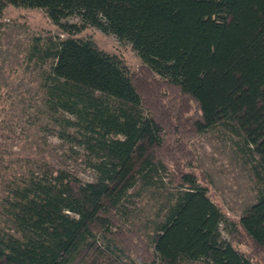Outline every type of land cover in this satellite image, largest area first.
I'll return each instance as SVG.
<instances>
[{
  "label": "trees",
  "instance_id": "trees-1",
  "mask_svg": "<svg viewBox=\"0 0 264 264\" xmlns=\"http://www.w3.org/2000/svg\"><path fill=\"white\" fill-rule=\"evenodd\" d=\"M10 7L43 10L58 31L28 61H51L46 109L96 180L43 162L8 186L0 264H264V0H0V21ZM92 27L129 42L142 67L77 37ZM215 131L239 139L258 184L238 221L186 143ZM150 192L154 229L127 228L126 203Z\"/></svg>",
  "mask_w": 264,
  "mask_h": 264
},
{
  "label": "rangeland",
  "instance_id": "rangeland-1",
  "mask_svg": "<svg viewBox=\"0 0 264 264\" xmlns=\"http://www.w3.org/2000/svg\"><path fill=\"white\" fill-rule=\"evenodd\" d=\"M4 13L0 21V198L8 186L23 180L43 162L70 171L84 183L93 182L96 173L89 162L95 159L84 149L58 137V126L46 109L43 72L50 69L51 61L43 68L28 61L35 38L46 41L49 36H56V27L40 9L10 7ZM77 37L92 39L99 49L121 57L130 69L142 67V60L132 45L115 35L92 27ZM174 97L169 96L170 101L165 99L168 106L176 103ZM238 142V138L225 131L186 141L196 156L198 172L207 178L211 199L236 221L256 203L259 194ZM162 178L168 181L167 175ZM160 200L153 192L131 199L126 203L130 212H126L122 221L129 229L151 232L160 217ZM222 235L230 240L224 228ZM240 245V250L247 251L245 244Z\"/></svg>",
  "mask_w": 264,
  "mask_h": 264
}]
</instances>
